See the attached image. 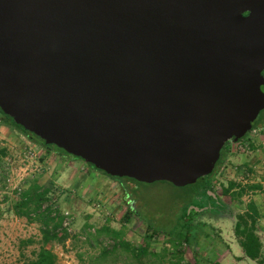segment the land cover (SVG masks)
Here are the masks:
<instances>
[{"label": "water", "instance_id": "water-1", "mask_svg": "<svg viewBox=\"0 0 264 264\" xmlns=\"http://www.w3.org/2000/svg\"><path fill=\"white\" fill-rule=\"evenodd\" d=\"M0 108L110 176L194 184L264 109V0H0Z\"/></svg>", "mask_w": 264, "mask_h": 264}, {"label": "rangeland", "instance_id": "rangeland-1", "mask_svg": "<svg viewBox=\"0 0 264 264\" xmlns=\"http://www.w3.org/2000/svg\"><path fill=\"white\" fill-rule=\"evenodd\" d=\"M257 121L256 131H251L244 140L229 141L225 159L212 179L214 192L223 204L222 212L194 216L196 236L192 244L184 246L182 264L196 261L199 264H260L244 255L234 232L236 216L245 212L252 201L262 214L257 221V232L263 242L264 257V191L253 188L257 183L264 185V109ZM14 128L20 147L5 146L4 160L0 163V264H24L40 247V224L17 212L22 195L44 173L47 175L46 187L51 192L42 208L51 207L53 216L60 211L65 218L59 235L65 231L69 233L66 239L55 238L49 244L57 254L58 264H82V257L86 259L89 254L98 252V248L89 247L86 236L106 225L122 229L125 239L133 245L148 246L160 255L158 258L144 257V261H137V264H171L172 259L177 260L173 258L177 249L168 233L153 232L144 218H154L163 230L168 229L183 214L186 204L196 203L194 192L197 185H202L200 179L197 184L186 187H177L167 181L137 187L133 184L128 186L129 193L125 194L119 181L111 178L104 184L101 179H84L86 175L80 169V181L72 182L67 175L64 184L58 183L49 173L54 171L56 156H49L48 148L20 128ZM24 171L28 174L24 175ZM231 183H235L233 189L225 193ZM17 186L23 187L20 194ZM131 207L141 216L130 211ZM87 225L91 227L85 231ZM105 241L109 245L110 242ZM117 264H124V260L120 259Z\"/></svg>", "mask_w": 264, "mask_h": 264}, {"label": "trees", "instance_id": "trees-1", "mask_svg": "<svg viewBox=\"0 0 264 264\" xmlns=\"http://www.w3.org/2000/svg\"><path fill=\"white\" fill-rule=\"evenodd\" d=\"M0 119L2 122L20 128L24 133L29 135L32 139L38 140L46 148H55L71 157L81 159L74 155L69 154L64 149L57 147L56 145H48L39 136L26 131L22 126L17 125L13 118L5 114L0 108ZM259 122V121H257ZM257 122L253 125V129L256 128ZM249 134V133H248ZM248 134L241 139L244 140ZM229 144L225 145L221 158L217 164V168L221 163H223L226 156V149ZM90 164V163H89ZM92 167L97 169L95 166L90 164ZM98 171L106 174L104 171L97 169ZM215 172L211 175L200 178L202 185H197L198 189L194 192L196 198V203L191 205L186 204L183 208V214L177 217L175 223L167 227L169 229L163 230L161 223H159L154 218H144L147 221L148 227L152 229L153 232H167L171 237V242L173 246L176 247L177 251L173 258L171 264H182L184 261V246L190 245L194 241L196 236V231L193 225V220L195 215L203 214L205 212H222V202L220 197L214 192L212 179ZM108 175V174H106ZM110 176V175H108ZM113 179L120 182L125 194H128V186L135 184V186H140L144 184L133 178L128 177H116L110 176ZM197 184V183H196ZM235 183H231L224 191L225 193L231 191ZM186 187V186H185ZM256 190L264 191V185L257 183L253 185ZM51 189L48 187H42L37 182L33 183L30 188L22 195L21 203L18 204V214L20 216H26L30 220H34L40 224V231L42 233L41 244L38 251L35 253L33 258L27 259L24 264H58L57 254L53 251L49 244L55 239L64 240L69 236L67 231L64 234L59 235L58 230L63 226V219L65 216L59 211L56 216H53V210L51 207H47L46 210L42 208V204L48 198ZM214 192V193H213ZM130 211L138 216L141 214L135 210L133 207ZM34 215V216H33ZM127 215V214H126ZM262 216L260 209L255 202H250L248 209L239 213L236 216V222L234 225V232L239 239L240 246L243 248L244 255L252 260L259 261L260 264H264L263 257V242L260 235L257 232V221ZM129 219V218H128ZM87 225L84 230L87 231L90 228ZM109 241V245L106 244V240ZM86 243L89 247L99 249L98 252L89 254L86 259L82 256V264H117L120 259L124 260V264H129L128 260L133 262L130 264H137V261H144V257L148 258H158L160 255L149 249L148 246L137 247L133 245L130 241L125 239L122 229H116L110 226H103L95 229L94 232L88 233L86 236ZM179 249H181L180 252ZM194 264H199L198 261Z\"/></svg>", "mask_w": 264, "mask_h": 264}, {"label": "crops", "instance_id": "crops-1", "mask_svg": "<svg viewBox=\"0 0 264 264\" xmlns=\"http://www.w3.org/2000/svg\"><path fill=\"white\" fill-rule=\"evenodd\" d=\"M16 139H17V136H16L15 128L13 126H10L2 122V120L0 119V163L4 160L3 152L6 151L4 150L5 146L6 147L8 146L9 148H14V146L20 145L19 139L17 141ZM48 154L49 156L50 155L56 156L57 162H56V166L54 165V171L52 170V172H49L51 173V176L52 178H54L55 182L64 184V182H66L67 180L66 179L67 175L69 179H71V181L73 180L72 182L78 181L80 179V176H82L80 169L82 170V174H84V176L86 175L84 179H86V177L88 179H90L91 177L92 179L93 178H96L97 180L101 179L102 183L104 184L109 183V180L113 179L112 177L98 171L97 169L92 167L89 163L84 161L83 159L71 157L61 151H57L54 148H50V149L48 148ZM1 168L2 167L0 166V169ZM27 174H28L27 171H24V175H27ZM46 176H47L46 173H44L42 174L41 178H39V180H37L36 178L35 181L38 182L40 186L46 187V178H47ZM49 179L50 178H48L47 180ZM80 183L82 182H79V184ZM84 186H82V188Z\"/></svg>", "mask_w": 264, "mask_h": 264}, {"label": "built area", "instance_id": "built-area-1", "mask_svg": "<svg viewBox=\"0 0 264 264\" xmlns=\"http://www.w3.org/2000/svg\"><path fill=\"white\" fill-rule=\"evenodd\" d=\"M252 131H254V132H255V131H256V129H253ZM22 188H23V187H21V186H17V189H18V192H19V194H20V192L23 190Z\"/></svg>", "mask_w": 264, "mask_h": 264}, {"label": "flooded vegetation", "instance_id": "flooded-vegetation-1", "mask_svg": "<svg viewBox=\"0 0 264 264\" xmlns=\"http://www.w3.org/2000/svg\"><path fill=\"white\" fill-rule=\"evenodd\" d=\"M245 14H248V13H245ZM257 120H258V119H257ZM257 120H256V121H257ZM256 121L254 122V124L256 123ZM227 144H229V142H227L226 145H227ZM217 164H218V163H217ZM216 168H217V165H216ZM215 171H216V169H215ZM215 171H214V172H215ZM214 172H213V173H214Z\"/></svg>", "mask_w": 264, "mask_h": 264}]
</instances>
